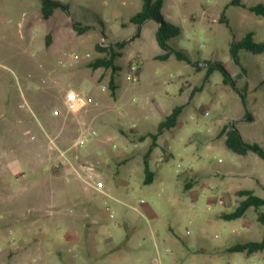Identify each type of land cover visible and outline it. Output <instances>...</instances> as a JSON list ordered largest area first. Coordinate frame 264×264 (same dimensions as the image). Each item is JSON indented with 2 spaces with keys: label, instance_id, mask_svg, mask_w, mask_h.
Instances as JSON below:
<instances>
[{
  "label": "rangeland",
  "instance_id": "obj_1",
  "mask_svg": "<svg viewBox=\"0 0 264 264\" xmlns=\"http://www.w3.org/2000/svg\"><path fill=\"white\" fill-rule=\"evenodd\" d=\"M59 1L70 15L57 8L45 19L41 0H0V264H107L113 247L119 264H264V250L224 251L262 238L253 208L236 219L219 217L235 208L239 189L264 197V157L229 150L220 134L233 123L245 141L264 148V51L241 49L244 70L230 54L231 42L248 32L264 42V15L225 8L230 0H163L164 18L180 27L169 44L196 67L174 54L154 57L162 52L158 23L129 21L143 0ZM223 10L227 23L219 20ZM72 19L89 29L77 33ZM103 36L125 42L115 96L111 68L89 65L104 55ZM136 52L142 72L132 81L128 62L138 57H127ZM208 63L230 71L245 105L219 69L206 77ZM69 89L93 102L71 113ZM180 104L177 124L152 153L153 180L144 183L146 134ZM83 124L96 134L66 152L71 165L62 163L60 151ZM138 134L148 138L132 137ZM80 156L95 167L97 188L77 175ZM71 228L76 240L66 237Z\"/></svg>",
  "mask_w": 264,
  "mask_h": 264
},
{
  "label": "trees",
  "instance_id": "obj_2",
  "mask_svg": "<svg viewBox=\"0 0 264 264\" xmlns=\"http://www.w3.org/2000/svg\"><path fill=\"white\" fill-rule=\"evenodd\" d=\"M41 13L42 17L47 19L49 18L57 8L63 9L68 15H70L69 7L67 4L62 3L59 0H41ZM163 0H143L141 9L133 14L129 21L135 23L140 27L147 19H154L158 23V28L155 31V38L162 49L161 53H158L154 57L160 60H166L171 54H174L177 59L185 60L195 64L198 67V61H192L191 58L182 50L172 47L169 44V39L177 36L180 33V27L167 19L164 18L161 9L163 7ZM240 5L249 9L250 11L256 13L257 15H264V3L258 2L253 5H247L242 2V0H230L225 8L228 5ZM224 8V9H225ZM221 22H226L225 11L223 10L221 17L219 18ZM81 22L72 19L73 29L81 34L84 31L89 29L88 25L81 26ZM253 32H248L241 40L233 41L230 44V54L235 64L239 65L241 69H245L241 65L239 58V51L245 49L252 53H261L264 51V42L256 41L253 37ZM49 38V35H48ZM49 43V42H48ZM125 45V42L121 41L117 44L110 43L109 47L100 46L99 49L104 51V55L89 65L93 68L104 67L111 68V75L108 83V87L113 96L116 95V90L118 88L116 84V75L121 70L120 66L116 63L118 57H121L122 53L119 51ZM132 62H137L139 65V73L141 70V62L139 59L135 58L128 62V66ZM214 69H219L223 74V81L229 83L234 89L240 94L243 104H246L245 93L242 92L236 85L235 80L233 79L230 71L222 63H208L206 70V77H208ZM184 104L177 105L172 108V110L167 113L164 118L159 121L157 128L154 132H148L146 136L151 137V142L148 145L147 149L143 153V171H144V183H150L153 180L154 173L149 166V156L157 146L158 137L166 130L174 127L177 124L178 118ZM224 136L223 142L226 148L236 152L238 154H246L249 150L255 151L261 157H264V148L258 143H250L243 139L239 130L232 123L231 125H224L220 132ZM145 137V136H143ZM191 184L186 183V188H190ZM238 195L240 200L232 211L222 212L219 217L232 220L241 217L249 208H253L256 212V219L259 223L264 225V210L261 208L264 207V197H261L254 193L252 189L244 188L238 190ZM264 250V234L260 240H248L245 242H237L224 247L225 252H234L240 251L244 252L247 255H250L257 251Z\"/></svg>",
  "mask_w": 264,
  "mask_h": 264
},
{
  "label": "built area",
  "instance_id": "obj_3",
  "mask_svg": "<svg viewBox=\"0 0 264 264\" xmlns=\"http://www.w3.org/2000/svg\"><path fill=\"white\" fill-rule=\"evenodd\" d=\"M99 45L102 47H109L110 43L107 42L106 38L103 36L99 40ZM127 77L132 80V81H138L139 80V65L137 62H132L128 66V73ZM64 102L68 108V110L76 114L83 108H85L88 104L93 102V99L91 97H86L83 93L78 92L74 89H69L66 91L65 96H64ZM208 113V112H206ZM86 125H80V133L73 142V144L66 150L60 151V154L63 158L62 163H70L68 160V157L66 155V152L73 146L77 145H84L86 144L90 137L96 134V131L94 129H89L85 127ZM114 147V146H113ZM83 168L82 170H77V175L81 178V180L85 183V187L87 188L88 186H92L94 188H97L98 186L95 185L93 182L94 178L96 177V170L95 167L91 164L85 163L82 165Z\"/></svg>",
  "mask_w": 264,
  "mask_h": 264
},
{
  "label": "crops",
  "instance_id": "obj_4",
  "mask_svg": "<svg viewBox=\"0 0 264 264\" xmlns=\"http://www.w3.org/2000/svg\"><path fill=\"white\" fill-rule=\"evenodd\" d=\"M243 2V1H242ZM78 21V20H77ZM122 55H123V53H122ZM121 55V56H122ZM157 55V54H156ZM133 56H137L138 57V59L140 60V62L142 61V58H141V56H140V54H138L137 52L134 54V55H132V56H129V57H127V59H130L131 57H133ZM141 72H142V65H141V70H140V73H139V77H140V75H141ZM162 135V134H161ZM160 135V136H161ZM159 136V137H160ZM132 137L133 138H135V137H138L139 139H145V138H148V137H143V135L142 134H138L137 136H135V135H132ZM159 137H158V139H157V143L159 144ZM158 144H157V146H158ZM149 145V144H148ZM148 147V146H147ZM155 148V147H154ZM147 149V148H146ZM153 151H154V149L152 150V152H151V154H150V156H149V166H150V169L153 171V173H154V170L151 168V163H150V160H151V156H152V153H153ZM145 152V151H144ZM85 154V153H84ZM86 154H88V153H86ZM85 154V155H86ZM81 157V159H80V161H79V163L77 162L76 163V165H78L79 167H80V169L82 170V168H83V164H85V161H84V159L82 158V157H84V156H80ZM166 157L167 156H160L159 157V160H161V161H163L164 159H166ZM130 157H126V158H124V161H126V160H128ZM144 166V165H143ZM97 176H99V174L97 175ZM66 232H67V235H66V237H67V239H69V240H76L77 239V229H74V228H71V229H69V230H66ZM59 253H62V251H59ZM126 257H124V260H123V262L124 263H127L126 262V259H125ZM153 261L155 262V263H157L158 262V259H156V258H154L153 259ZM106 263L107 264H119L120 263V257L118 256V254H117V250H116V248L115 247H113V248H111V250H110V253H109V255H108V259L106 260Z\"/></svg>",
  "mask_w": 264,
  "mask_h": 264
}]
</instances>
